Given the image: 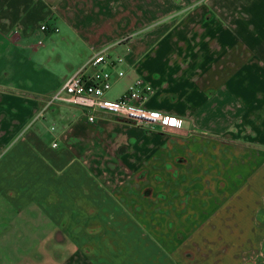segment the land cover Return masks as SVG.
Masks as SVG:
<instances>
[{
	"label": "crops",
	"instance_id": "obj_1",
	"mask_svg": "<svg viewBox=\"0 0 264 264\" xmlns=\"http://www.w3.org/2000/svg\"><path fill=\"white\" fill-rule=\"evenodd\" d=\"M44 23L58 26L64 35L43 32ZM41 39L44 45L39 46ZM70 44L75 45L71 55L64 50ZM117 46L129 67L119 81L125 91L135 78H144L154 89L145 106L184 119L190 131L189 136L163 129L133 134L134 141L154 146L145 149L147 159L141 162L149 167L144 170L201 172L190 183L202 189L199 202L208 205L201 217L203 226L229 203L224 198L228 190L240 193L264 173V0H0V246L3 243L8 251L13 252V246L17 250L24 235L36 236V230L43 234L36 246L56 250L50 248L52 220L42 210V228H35L29 219H22L23 209L18 207L20 196L28 195L36 177L47 173L65 179L69 168L52 167L48 158L45 163L39 139L47 137L50 145L60 136L61 146L70 148L92 139L77 129L79 115L67 141L62 134L71 122L59 124L54 133L49 112L39 116L42 94L56 87L50 76L57 70L68 77L99 49ZM41 84L46 86L40 88ZM108 116L99 114L98 119ZM123 157L138 165L129 151ZM177 179L187 181L188 176L180 174ZM212 187L220 189L213 199ZM157 213L149 219H157ZM195 219V214H183L182 225L168 235L177 237V243L193 235L202 226L200 219L193 225L187 222ZM20 222L24 233L19 232ZM133 246L119 251L149 252L154 259H109L106 264H163L157 251L167 257L180 252L172 243ZM172 262L191 263L179 256Z\"/></svg>",
	"mask_w": 264,
	"mask_h": 264
},
{
	"label": "rangeland",
	"instance_id": "obj_2",
	"mask_svg": "<svg viewBox=\"0 0 264 264\" xmlns=\"http://www.w3.org/2000/svg\"><path fill=\"white\" fill-rule=\"evenodd\" d=\"M56 34L64 35V31ZM73 46L68 45V50L64 47L65 52L69 53ZM112 53L120 54L118 46ZM54 63H58L57 57ZM55 72L50 80L51 86L56 87L53 91L44 92V97L61 88L69 75L57 70ZM122 79L124 77L115 80L108 94L111 99H117L125 93L123 83L119 82ZM39 85L37 80V88ZM45 86L41 84L40 88ZM45 112H49V123H56L57 127L59 124L72 123L65 128L67 137L63 141L69 140L70 134L75 132L76 128L72 129L78 115L77 129L82 137L92 139H82V145L76 148H70L68 144L62 147L60 143L57 149L51 147V142L48 145L47 137L39 139L45 152V163L48 158L52 167L61 165V170L62 165L67 164L69 168L65 179L54 178L47 173H44V178L36 177V184L28 195L20 196L18 207L23 209L22 219H29L35 228H42V210L45 217L52 220L51 247L50 244L44 245L56 250L43 251L44 246H36L43 235L42 230H36V236L24 235L17 250L13 246V252L8 251L2 243L0 264H106L109 259L135 260L139 259L138 256L141 260L149 261L154 259L153 253L119 250H131L133 245L152 247L160 243L174 244L179 248V259L191 261L190 264L209 260L210 264H218V261L226 264H264V173L250 180L249 187L240 193L239 190L235 193L234 190L231 193L228 190L224 198L229 203L203 226L205 220L201 217L204 218L208 205L203 206L199 202V191L202 189L192 188L190 183L197 174L201 176V172L144 170L149 167L147 163L141 162L147 159V156H143L145 149L154 146L143 145L140 140L134 141L133 132H163L160 126L139 125L114 116L91 123L79 107L65 103L48 107L44 115ZM41 131L44 130L41 128ZM124 151H129L130 158L138 165L126 162ZM60 153L63 155L59 156ZM150 158L154 160V156ZM180 174H187L188 180H178ZM211 175L213 178L215 173ZM219 190L212 187V199L217 197ZM58 191L62 194L58 195ZM30 199L35 202L28 203ZM155 212H158L157 219H149ZM185 213L196 216L195 220L187 221L190 225L200 219L202 226L196 228L193 235L180 238L177 243V237L168 233L173 234L177 226L182 225L184 221L180 218ZM22 227L20 222L19 232H26ZM204 245L209 246L203 248ZM186 247L195 250H183ZM159 254L157 251V259L163 264H175L172 261L178 257L174 254L173 257Z\"/></svg>",
	"mask_w": 264,
	"mask_h": 264
},
{
	"label": "built area",
	"instance_id": "obj_3",
	"mask_svg": "<svg viewBox=\"0 0 264 264\" xmlns=\"http://www.w3.org/2000/svg\"><path fill=\"white\" fill-rule=\"evenodd\" d=\"M40 28L45 33L60 31L58 26L48 23ZM38 45H44V41L39 40ZM128 71L123 55H114L110 47L99 49L85 65L65 79L61 88L50 96L42 97L44 107L39 116L48 107L65 103L82 108L91 123L97 121L99 114H106L139 125L160 126L166 133L189 136L184 119L152 111L145 106L154 89L142 77L133 81L121 97L111 99L108 96L115 80L125 77ZM56 130L57 125L52 124L51 131L55 133ZM62 137L66 138L67 133L63 131ZM51 143L53 148H58L60 136H55Z\"/></svg>",
	"mask_w": 264,
	"mask_h": 264
}]
</instances>
